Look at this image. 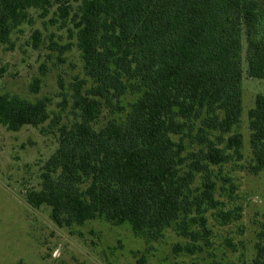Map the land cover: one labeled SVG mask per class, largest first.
Listing matches in <instances>:
<instances>
[{
    "label": "trees",
    "instance_id": "trees-1",
    "mask_svg": "<svg viewBox=\"0 0 264 264\" xmlns=\"http://www.w3.org/2000/svg\"><path fill=\"white\" fill-rule=\"evenodd\" d=\"M31 10L67 30L74 42L63 48L76 46L93 83L74 84L73 117L64 122L61 113L51 117L47 96L0 95V123L9 130L45 131L50 119L49 129L58 132L40 187L29 189L26 201L49 206L59 226L102 217L128 223L148 240L174 227L189 239L176 252L201 250L197 242L211 233L205 213L221 204L214 168L243 157V53L248 75L264 79V0H0V43L32 22ZM40 38L35 31V46ZM106 103L123 118L96 129ZM248 123L249 169L258 174L264 170V93L249 109ZM229 185L234 193L237 187ZM240 209L221 208L218 216L228 223L240 218ZM248 264H264V221Z\"/></svg>",
    "mask_w": 264,
    "mask_h": 264
},
{
    "label": "rangeland",
    "instance_id": "rangeland-1",
    "mask_svg": "<svg viewBox=\"0 0 264 264\" xmlns=\"http://www.w3.org/2000/svg\"><path fill=\"white\" fill-rule=\"evenodd\" d=\"M31 15L32 22L17 27L9 43H0V95L18 94L30 100L47 96L51 117L61 113L62 122L70 121L74 84L83 79L85 89L93 80L86 76L76 46L64 50L65 44L74 42L67 30L50 22L49 16L41 18L37 10H31ZM37 30L41 38L35 46ZM243 60L239 128L243 157L214 168L221 204L205 213L211 233L206 241L197 242L201 250L176 252L175 246L189 239L174 227L166 229L161 239L148 240L136 235L128 223L115 225L102 217L83 225L59 226L51 219L49 206L32 207L26 193L40 187L42 166L58 146V132L49 129V119L43 124L45 131L32 125L12 131L0 123V264L20 260L25 264H248L256 253L264 221V170L255 174L249 169L248 111L256 96L264 93V79L250 77L244 53ZM35 78L40 79L38 91H33ZM104 105L96 129L109 119L123 118ZM223 174L237 187L234 193ZM200 182L199 176L196 184ZM221 208H241V216L223 223L218 216Z\"/></svg>",
    "mask_w": 264,
    "mask_h": 264
}]
</instances>
